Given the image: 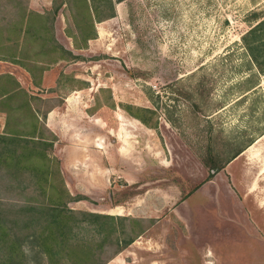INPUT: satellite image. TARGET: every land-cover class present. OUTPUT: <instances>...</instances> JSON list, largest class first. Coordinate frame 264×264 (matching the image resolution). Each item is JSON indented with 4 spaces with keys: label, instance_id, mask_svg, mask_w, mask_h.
I'll return each mask as SVG.
<instances>
[{
    "label": "rangeland",
    "instance_id": "obj_1",
    "mask_svg": "<svg viewBox=\"0 0 264 264\" xmlns=\"http://www.w3.org/2000/svg\"><path fill=\"white\" fill-rule=\"evenodd\" d=\"M61 3L28 0L40 12ZM81 9L62 5L55 33L83 58L39 53L40 41L23 37L18 56L32 71L0 58V74L50 109L52 154L81 197L70 206L140 220H124L134 240L116 254L108 242L105 264H264V159L248 155L264 144V71L243 38L264 0H122L86 45ZM8 34L0 56L15 50Z\"/></svg>",
    "mask_w": 264,
    "mask_h": 264
},
{
    "label": "trees",
    "instance_id": "obj_2",
    "mask_svg": "<svg viewBox=\"0 0 264 264\" xmlns=\"http://www.w3.org/2000/svg\"><path fill=\"white\" fill-rule=\"evenodd\" d=\"M9 1L5 13L0 15V32L14 33L7 38L14 39V45L9 44L6 49L15 50L10 56L0 58L32 71L25 59L18 56L19 40L23 37L39 40V53L60 51L59 58H83L65 47L55 33V21L62 5L70 4L72 9L82 7L76 15H81L85 24L91 22V27L84 30L87 27L78 21L86 45L98 35L95 23L114 16L115 3L122 0H62L45 12L30 8L28 0ZM243 38L259 70L264 71V18ZM33 98L43 100L22 86L12 73L0 74V105L7 112L6 128L0 132V264H105L113 257L102 256L106 244L110 241L119 244L120 248L114 252L118 253L134 240L130 236L134 229L126 228L124 220L128 216L116 217L70 206V201L81 197L69 190L60 159L52 154L57 136L46 123L50 109L42 111L35 107ZM143 109L152 111V108ZM138 117L150 123L147 117ZM22 124L26 128H21ZM46 129L51 137L46 136ZM219 169L216 165V170ZM129 220L134 222L132 227L140 224L138 219ZM82 229L98 237L84 234Z\"/></svg>",
    "mask_w": 264,
    "mask_h": 264
},
{
    "label": "crops",
    "instance_id": "obj_3",
    "mask_svg": "<svg viewBox=\"0 0 264 264\" xmlns=\"http://www.w3.org/2000/svg\"><path fill=\"white\" fill-rule=\"evenodd\" d=\"M48 120H49V117H48ZM46 123H47V121H46ZM248 155H249V158H252V159L253 158H257V159L258 158H261V159L263 158L264 159V144L261 143L260 141H257L254 145H252L248 149Z\"/></svg>",
    "mask_w": 264,
    "mask_h": 264
}]
</instances>
